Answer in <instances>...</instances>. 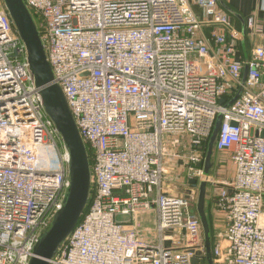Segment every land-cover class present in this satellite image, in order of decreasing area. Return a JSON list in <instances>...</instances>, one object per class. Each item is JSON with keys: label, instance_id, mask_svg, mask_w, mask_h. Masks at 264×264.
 <instances>
[{"label": "built area", "instance_id": "obj_1", "mask_svg": "<svg viewBox=\"0 0 264 264\" xmlns=\"http://www.w3.org/2000/svg\"><path fill=\"white\" fill-rule=\"evenodd\" d=\"M23 1L90 152V203L49 264H191L204 252L198 191L180 189L202 180L218 115L214 152L233 176L206 178L225 222L213 263L264 264V46L237 58L219 0ZM69 160L0 0V264L33 257Z\"/></svg>", "mask_w": 264, "mask_h": 264}, {"label": "water", "instance_id": "obj_2", "mask_svg": "<svg viewBox=\"0 0 264 264\" xmlns=\"http://www.w3.org/2000/svg\"><path fill=\"white\" fill-rule=\"evenodd\" d=\"M219 2L224 10L232 13L223 5L222 0H219ZM2 3L25 47L29 73L34 87L39 90L43 110L52 121L70 157L68 166L69 188L65 201L61 209L54 215L49 227L39 236L33 249V257L28 262V264H49V261L74 230L87 208L91 192L90 162L86 146L80 137L62 89L57 83L53 82L54 73L47 59L45 46L33 15L23 0H2ZM244 36L245 25L242 22L241 42ZM246 74L247 65L244 67L241 84L244 83ZM240 92L239 89L229 104L239 96ZM220 125L221 116L218 115L206 148L205 160L202 166V180L199 184L194 179L188 182L190 188H198L196 211L204 237V255L201 256V253L197 252L195 257L191 259V264H213L210 227L204 210L207 188L205 180L212 166L214 142L220 130ZM189 193L190 190H187L186 195H189Z\"/></svg>", "mask_w": 264, "mask_h": 264}, {"label": "crops", "instance_id": "obj_3", "mask_svg": "<svg viewBox=\"0 0 264 264\" xmlns=\"http://www.w3.org/2000/svg\"><path fill=\"white\" fill-rule=\"evenodd\" d=\"M232 13L224 10L219 2L220 8L225 11L231 20L232 27L241 33L242 22L245 25V36L241 42V38L236 45L237 58L241 61L248 60L251 49L256 46H264V0H222ZM195 15L201 19L203 14L200 9L193 8ZM248 20L253 21V26H248ZM212 166L209 170L208 176L211 178L230 179L233 176V171L230 164L227 163L226 167L221 168L219 161H217L216 153L213 151ZM226 164V163H225ZM213 170L215 174H213ZM226 170V171H225ZM207 176V177H208ZM206 181V180H205ZM206 198H205V213L210 227V243L211 248L213 244V235L217 230H222L225 227V222L222 217L216 214V200L213 188L206 183ZM198 191V188H197ZM207 199V196H209ZM198 198V195H197ZM196 209V203H195ZM197 212V211H196ZM203 235V230H202ZM204 241V237H203ZM200 253V252H199ZM204 252H201V256ZM214 264V263H213Z\"/></svg>", "mask_w": 264, "mask_h": 264}, {"label": "rangeland", "instance_id": "obj_4", "mask_svg": "<svg viewBox=\"0 0 264 264\" xmlns=\"http://www.w3.org/2000/svg\"><path fill=\"white\" fill-rule=\"evenodd\" d=\"M175 150H178V148H175ZM186 164V163H185ZM182 165V162H178V167L179 166H181ZM213 174H215V171L213 170ZM179 188L180 187H178V190H179ZM191 188L188 186V185H186V184H183L182 185V187H181V191L180 192H183V190H190ZM192 190H193V188H192ZM208 197H210V195L209 196H207V199H208ZM118 219L120 220V219H122L121 217H118Z\"/></svg>", "mask_w": 264, "mask_h": 264}, {"label": "trees", "instance_id": "obj_5", "mask_svg": "<svg viewBox=\"0 0 264 264\" xmlns=\"http://www.w3.org/2000/svg\"><path fill=\"white\" fill-rule=\"evenodd\" d=\"M34 17H35V16H34ZM35 20H36V17H35ZM36 23H37L38 28L40 29V28H41V27H40V22L36 20ZM88 152H89V151H88ZM89 153H90V152H89ZM89 153H88V154H89ZM89 162H90V161H89ZM89 203H90V200H89V202H88V205H89ZM88 205H87V207H88Z\"/></svg>", "mask_w": 264, "mask_h": 264}]
</instances>
